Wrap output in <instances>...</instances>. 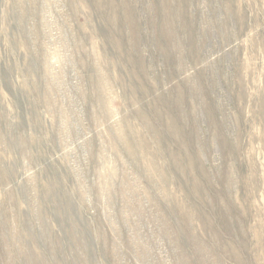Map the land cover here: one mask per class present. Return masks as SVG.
Returning a JSON list of instances; mask_svg holds the SVG:
<instances>
[{"label":"rangeland","instance_id":"374dc122","mask_svg":"<svg viewBox=\"0 0 264 264\" xmlns=\"http://www.w3.org/2000/svg\"><path fill=\"white\" fill-rule=\"evenodd\" d=\"M0 264H264V0H0Z\"/></svg>","mask_w":264,"mask_h":264}]
</instances>
